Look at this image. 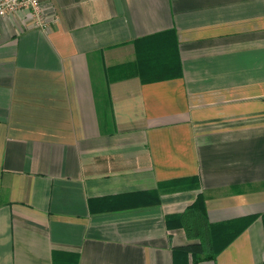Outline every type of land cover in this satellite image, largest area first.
Returning <instances> with one entry per match:
<instances>
[{"label": "crops", "instance_id": "0c3cea01", "mask_svg": "<svg viewBox=\"0 0 264 264\" xmlns=\"http://www.w3.org/2000/svg\"><path fill=\"white\" fill-rule=\"evenodd\" d=\"M40 1L0 17V264H264V0ZM199 197L251 219L213 258Z\"/></svg>", "mask_w": 264, "mask_h": 264}, {"label": "trees", "instance_id": "16d2710c", "mask_svg": "<svg viewBox=\"0 0 264 264\" xmlns=\"http://www.w3.org/2000/svg\"><path fill=\"white\" fill-rule=\"evenodd\" d=\"M201 217L203 218L204 225L206 226V217L204 215L201 198L199 197V201L186 208L183 214L178 215L177 219L178 223L180 224V226L184 227L189 237L193 235L194 237H198L200 241L198 245H194L191 247L188 246L184 249L186 251L191 249H200L204 253L205 258H213L215 256V251L220 250L227 243H229L233 239V237L251 220L250 218H248L242 221V226L240 225V228L237 227L238 229L228 227V230L222 232L217 231L218 226L216 225L206 226L202 229L201 226L198 225ZM217 243H219L220 246L217 247ZM200 258L201 257H197L196 260Z\"/></svg>", "mask_w": 264, "mask_h": 264}, {"label": "built area", "instance_id": "2783aa9c", "mask_svg": "<svg viewBox=\"0 0 264 264\" xmlns=\"http://www.w3.org/2000/svg\"><path fill=\"white\" fill-rule=\"evenodd\" d=\"M24 12L30 26L45 29L49 23L46 6L40 0H0V17ZM52 20H57L54 17Z\"/></svg>", "mask_w": 264, "mask_h": 264}]
</instances>
